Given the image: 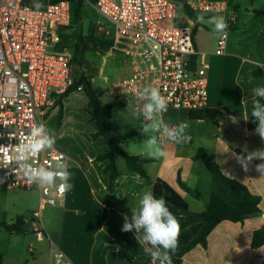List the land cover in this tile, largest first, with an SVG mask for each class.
<instances>
[{"label": "crops", "instance_id": "crops-1", "mask_svg": "<svg viewBox=\"0 0 264 264\" xmlns=\"http://www.w3.org/2000/svg\"><path fill=\"white\" fill-rule=\"evenodd\" d=\"M205 1L223 2L228 7L226 15L234 14L237 18L229 32L231 37L229 35L224 55L216 53L218 35L212 26L199 22L194 35L197 52L205 56L209 64L207 109L215 111L216 123L209 120H194L185 110L168 108L163 116L164 122L166 124L186 122L188 124L186 135L190 139L180 144H163L164 150L168 153L166 158L155 159L146 152L138 155L151 160L145 165L148 177L144 179L134 172L133 174L147 182V190L151 191L156 180L166 182L187 202L190 211L199 213L205 210L210 200L212 174L203 161L195 160V156L200 150H206L215 158L226 176L244 184L251 193L261 198L259 207L264 212V175L255 170L257 164L254 162L245 172L236 159V155H239L237 151L245 153L246 149L247 152L257 151L258 154L264 151V141L255 133V129L248 128L250 123L255 122L251 117L253 101L258 98L254 94V89L264 87V18L255 15L258 9L246 8L247 16L258 20L257 26H254L253 19L240 23L238 15L242 5L235 0ZM199 16L207 20L217 15ZM185 17V21L179 25L194 24L187 16ZM67 100L68 97L63 100L65 116ZM50 111H58V108ZM97 141L106 147L102 149V154L106 153L107 146L102 144L101 139ZM256 161L259 164L264 163L259 159ZM97 164L103 172L106 162ZM68 171L71 174L69 183L73 187L67 191L65 203L54 207L60 209L57 218L55 216L58 228L55 232L52 231V234L46 230L50 239L51 235L58 239L59 243L55 245L73 264L119 262L147 264L149 261L151 264L150 255L144 251L146 246L139 244L137 240L139 234L137 236L135 230L130 232L121 230L124 216L127 215L129 220L131 219V208L122 196L113 200L114 192L106 191L109 185L108 175L106 176L108 184L102 179L91 182L87 177L85 183L81 177L80 165L69 166ZM179 176L188 188L200 193L201 198L184 190L179 184ZM102 191H106L107 194ZM34 192L36 194L22 190L0 189L1 230H7L5 226H18L23 233L32 232L31 219L37 209L39 197V193ZM134 197L138 198V194ZM137 203L138 201H133L132 207H136ZM176 217L180 224L185 220L184 216ZM202 227V223H197L180 231L179 246L171 257L194 239ZM262 227L264 215L247 219L244 223L224 221L210 234L207 248L197 246L183 257L181 264H261L264 246L253 249L251 242L253 233ZM15 235L18 234L16 232L9 234L12 239ZM4 261L3 259L0 264H4ZM48 263L49 247L43 261V264Z\"/></svg>", "mask_w": 264, "mask_h": 264}, {"label": "built area", "instance_id": "built-area-1", "mask_svg": "<svg viewBox=\"0 0 264 264\" xmlns=\"http://www.w3.org/2000/svg\"><path fill=\"white\" fill-rule=\"evenodd\" d=\"M184 3L196 15L224 17L227 37L218 35L216 45V53L224 55L236 16L226 15L228 7L223 2ZM92 5L114 27L112 36L107 26L94 21V34L112 41L109 52L123 54L131 70L128 78L112 85L114 101L123 107L130 105L135 114L145 102L139 95L143 88L157 87L167 98L168 108L189 113L207 109L209 64L195 48L194 24H174L179 2L96 0ZM72 17L70 0H0V147H4L0 151V189L39 193L31 219L32 234L38 242L49 243L48 264H73L52 242L43 223L44 210L63 205L67 192L61 194L30 184L13 160V146L26 138L31 127L41 123L39 117L53 109L63 95L84 92L72 73L75 48L64 44ZM138 119L146 122L143 116ZM171 143L177 144H163ZM59 157L67 159L69 168L70 157L55 146L42 151L31 163L53 167ZM29 252L34 251L29 248Z\"/></svg>", "mask_w": 264, "mask_h": 264}, {"label": "rangeland", "instance_id": "rangeland-1", "mask_svg": "<svg viewBox=\"0 0 264 264\" xmlns=\"http://www.w3.org/2000/svg\"><path fill=\"white\" fill-rule=\"evenodd\" d=\"M235 1L242 5V9L238 15L239 22L242 23L249 19H253L255 21L254 26L256 27L258 20L247 16L246 8L263 9L264 0ZM185 16L183 9L179 8L178 18L174 24L179 25L184 22L186 19ZM97 20L107 26L113 36L114 27L104 17L98 15L92 4L87 3L85 4L81 21L72 24L68 29L67 35L64 38L65 46L67 48L74 47V34H80L87 39L90 35L92 23ZM229 35L231 37V34ZM94 36L98 39H103V36L96 35V33ZM72 73L77 79H80L82 76L89 78L93 87L100 90V102L102 104H108L114 101L111 90L112 85L115 82L128 78L131 74V70L126 62L125 56L120 52H102L101 50L89 48L80 56L79 62L74 61ZM86 106V94L84 92H73L68 96L67 115H63L60 127L57 121L58 111H48L44 117H39V120L41 123L46 124L50 131L54 133V146L67 153L70 157L69 166H75V164L81 166V177L85 183H87V177L91 182L95 179L96 181L102 179L105 184H108L107 175H105L98 164L94 162L96 157L102 154V149L106 147L101 146L98 141H94L92 138V135L96 132V126L90 121V117L85 111ZM112 119L121 134L135 133L134 136L128 138L123 145L126 152L135 156L142 153L145 154V152L147 153L143 141L147 140L148 137L144 136L141 132V126L144 123L136 118L130 105L124 108H115L112 111ZM118 166L120 178L112 191L114 192L112 199L114 200L122 196L125 202H128L129 208H135V206L132 207L133 201L137 202L141 194L147 191L148 183L144 182L136 174H133V172L127 168L122 158L118 159ZM82 187L83 185L81 183V190ZM106 191L102 192L107 194ZM33 193L35 192L33 191ZM136 194H138V198L134 197ZM59 211L60 209L58 208L54 209V207H49L43 212L45 228L50 233L52 231L55 232L58 228L56 218ZM9 234L10 232L8 230L0 229V256L1 260H5L4 264H43L49 247L47 241L38 242L30 231L15 235L14 239L10 238ZM51 240L54 244L59 243L54 235H51ZM108 241L110 242L109 238ZM112 242H114V240ZM29 247L32 248L34 251L33 253L29 252ZM118 264L123 263L119 262Z\"/></svg>", "mask_w": 264, "mask_h": 264}, {"label": "trees", "instance_id": "trees-1", "mask_svg": "<svg viewBox=\"0 0 264 264\" xmlns=\"http://www.w3.org/2000/svg\"><path fill=\"white\" fill-rule=\"evenodd\" d=\"M89 1L94 4L96 0ZM174 1L180 3V8L183 9L185 15L194 22L195 35L196 30L199 27V22H197V17L199 15L193 13L186 6L184 0ZM70 2L72 3L73 11L72 24H76L81 21L85 2L84 0H70ZM255 15L264 18V8L256 10ZM94 35L92 28L90 29V35L87 39L80 34L73 35V44L75 48L74 61L79 62L80 56L89 48L101 50L102 52H109L112 46V41L98 39ZM77 81L84 86V93L88 99L85 111L89 115L90 121L95 123L97 128V131L92 135V138L94 141L101 139L102 144L108 148L106 153L99 154L94 160L95 163L106 162V166L103 168V173L108 175L109 178L107 190L110 192L113 191L120 178V172L116 162L117 158H122L130 171L138 174L141 178L146 179L148 174L145 165L151 160L142 158L141 156L132 155L125 151L123 147L125 141L128 138L133 137L134 134H121L112 119V110L120 107L121 104L116 101L102 104L99 100L100 90L93 87L89 78L82 76L80 79H77ZM71 93L73 92L71 91L63 95L54 107L58 108L57 121L59 127L61 126L64 115L63 100ZM258 99L264 103V99H261L260 97H258L257 100ZM189 117L194 120H209L216 123V113L214 110L204 109L190 112ZM256 127L257 122L248 125L249 129H255ZM237 153L246 154L242 151H237ZM195 160L203 161L212 174L211 196L204 211L199 213L190 211L189 205L178 194V192L160 179L156 180L152 187V192L156 197L159 198L163 196L166 201H168V207L175 216L185 217V220L180 224L181 231L197 223L203 224V227L197 236L171 257L175 264H181L183 257L197 246L206 249L210 234L220 223L224 221L244 223L247 219L264 215V212L259 207L261 198L258 195L251 193L244 184L226 176L222 172L215 158L209 152L206 150H200L195 156ZM252 162L259 164L256 160ZM178 181L184 190L201 198V194L188 188L182 182L180 176L178 177ZM104 201L107 202L105 199ZM5 228L11 233H23L18 226H5ZM262 246H264V227L253 233L251 242V247L253 249H258ZM1 261L0 256V263ZM147 264H150V261ZM261 264H264V257H262Z\"/></svg>", "mask_w": 264, "mask_h": 264}, {"label": "clouds", "instance_id": "clouds-1", "mask_svg": "<svg viewBox=\"0 0 264 264\" xmlns=\"http://www.w3.org/2000/svg\"><path fill=\"white\" fill-rule=\"evenodd\" d=\"M197 22L207 23L212 26L214 32L227 37L228 24L223 16H212L205 20L203 16L197 17ZM254 94L264 99V87L254 89ZM145 102L139 112L135 113L137 118L143 116L146 121L141 126V132L148 139L143 141L147 154L155 159L166 158L168 153L163 148L165 141L177 144L190 139L186 135L188 124L181 122L176 125H168L164 122V113L168 110V101L157 87H144L139 93ZM251 117L257 122L255 133L264 141V103L260 99L253 101ZM55 144V135L46 124L40 123L31 127L26 138L19 145L13 146V160L23 171L30 184H36L45 190H58L61 194L71 190L69 183L71 174L68 171L67 159L59 157L53 167H35L31 163L42 151L51 150ZM4 147H0L3 151ZM236 155L237 162L247 172L249 165L254 160L264 161V151L259 154L247 152ZM255 170L264 175V163L257 164ZM123 232L135 230L139 244L146 247L144 251L150 255L153 264H172L171 254L179 246V235L181 231L180 222L170 211L168 201L161 196L156 197L151 190L144 191L138 199L137 206L131 209V219L124 216L121 229Z\"/></svg>", "mask_w": 264, "mask_h": 264}]
</instances>
